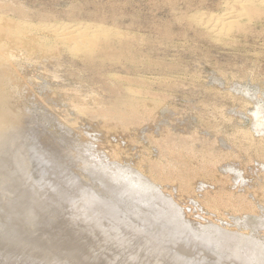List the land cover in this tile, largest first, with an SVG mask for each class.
Instances as JSON below:
<instances>
[{
    "label": "rangeland",
    "instance_id": "374dc122",
    "mask_svg": "<svg viewBox=\"0 0 264 264\" xmlns=\"http://www.w3.org/2000/svg\"><path fill=\"white\" fill-rule=\"evenodd\" d=\"M229 1L0 0V16L25 22L32 26L31 36L57 44L55 52H44L48 55L16 50L11 59L15 65L6 64L11 80H5L7 99L0 102L8 117L0 126V264H80L48 248L46 234L65 230L59 224L67 201L83 188L103 196L98 204L101 214L106 210L104 227L124 238L120 248L114 242L102 247L100 230H77V240L85 239L74 241L75 248L101 247L96 264H144L147 256L163 249L165 264H236L216 246V233L211 239L202 232L217 227L247 234L249 229L241 225L245 220L263 222L256 234L264 243V132L256 131L251 121L256 104L264 113V14L246 32L219 38L193 19L221 15ZM87 25L93 32L102 27L116 33L100 42L90 58L62 47L50 37L51 30H43L57 26L72 33L67 41H82L79 50L89 39L92 45L98 42L89 38ZM128 100L146 104L139 109L133 102L138 114L131 113L123 104ZM116 106L122 109L116 111ZM26 140L43 159L47 156V190L38 202L22 193L29 184ZM97 164L138 175L156 194L139 195L115 181L103 184L96 176ZM168 199L186 224L167 218L172 208L166 206ZM34 217L37 228L28 221ZM135 253L142 259L133 260Z\"/></svg>",
    "mask_w": 264,
    "mask_h": 264
},
{
    "label": "bare ground",
    "instance_id": "6f19581e",
    "mask_svg": "<svg viewBox=\"0 0 264 264\" xmlns=\"http://www.w3.org/2000/svg\"><path fill=\"white\" fill-rule=\"evenodd\" d=\"M226 2V1H225ZM226 8L223 10V13L221 15H218V16H209L205 19H202L200 17H197L200 18V19H196V17H194L193 19H195V21L202 25V28H204V30L206 32H208L209 34L211 35H214L216 37H228L231 33H236V32H239V31H243L246 26L248 24H251L255 19H258V17L262 16V14H264V0H231L229 2H227L226 4ZM221 6V5H220ZM1 12V11H0ZM3 13V12H2ZM211 13V12H209ZM196 14V13H194ZM193 15V13H192ZM197 15V14H196ZM195 15V16H196ZM201 15V13H200ZM199 15V16H200ZM202 17V16H201ZM191 18V16H190ZM189 18V19H190ZM188 19V18H187ZM186 19V20H187ZM191 20V19H190ZM259 20V19H258ZM188 21V20H187ZM260 21V20H259ZM191 22V21H190ZM195 23V22H194ZM197 24V25H198ZM38 25V24H37ZM196 25V24H195ZM42 26V25H41ZM46 26V25H45ZM57 27V26H56ZM49 28V29H45L46 27H44L43 30H51V32L53 34H51V38L57 40L58 42H60L64 47L67 46V48L69 50H76L77 53L81 52L80 55H82V53H84L85 55H87L88 58L92 57L97 51V46L100 42H103V41H106L108 38L110 39V37H113V36H116V33L115 32H112L111 30L109 29H106V28H102V27H98V28H95L96 31L93 32L91 30V26L87 25V26H84V29L86 30L87 33H89V38H95L98 40L97 42V45H92V40L89 39V42H86L84 43V47L82 49H79L78 50V46L81 45L83 42L82 41H79V40H73V39H70L71 41H67L68 40V36H70L69 34H72V33H69V34H65L63 32H61L58 28ZM88 27V28H87ZM197 27V26H196ZM250 27V26H249ZM255 27V26H253ZM41 28V27H40ZM251 28V27H250ZM112 29V28H111ZM114 29V28H113ZM262 30V28H260ZM40 30V29H39ZM245 30H249V29H245ZM244 30V31H245ZM260 30V32H261ZM42 31V29H41ZM40 31V32H41ZM116 31V30H115ZM251 31H255L253 29H251ZM32 32V26L25 23V22H22V21H8L5 17H2L0 16V102H2L4 99H7L6 96V87H9L8 85H5V82H7L9 80V78L7 79L6 78V72L9 71V68L8 70L6 69V64L8 61H11V59L14 57L15 55V51L16 50H22V51H25V52H35V53H40L42 55V53L44 52H48V51H51L52 53L55 52V48H54V45H57V44H53L49 39L47 38H36V36H31V33ZM34 32V31H33ZM37 32V31H36ZM246 32V31H245ZM258 32V31H256ZM260 32H258L260 34ZM264 32V31H263ZM39 33V32H38ZM251 33V32H250ZM34 34V33H33ZM41 34V33H40ZM82 34V33H81ZM99 34H103V37L102 36H99ZM263 34V33H261ZM74 35V34H73ZM76 35V34H75ZM232 35V34H231ZM235 35V34H234ZM243 35V34H242ZM246 37L249 35V33L245 34ZM243 35V37L245 36ZM253 35V34H252ZM251 35V37H252ZM256 39H257V34L255 33ZM49 36V35H47ZM262 36V35H261ZM49 37V38H50ZM108 37V38H106ZM209 37V36H208ZM213 37V36H211ZM120 38V37H118ZM206 38V37H205ZM217 38V39H218ZM208 39V38H207ZM210 39V38H209ZM251 39V38H250ZM261 39V38H260ZM211 40V39H210ZM213 40V39H212ZM253 40V39H252ZM66 41V42H64ZM209 41V40H208ZM256 41H259V40H256ZM261 41V40H260ZM57 42V43H58ZM89 43H91L89 45ZM231 43V42H230ZM109 44V43H108ZM74 46H77L76 49H73ZM56 47V46H55ZM65 48V47H64ZM66 48V49H67ZM67 49V50H68ZM58 49H56L57 51ZM98 50V49H97ZM129 50V49H128ZM131 50V49H130ZM59 51V50H58ZM74 51V52H76ZM79 51V52H78ZM96 51V52H95ZM18 52V51H17ZM21 52V51H20ZM50 52V53H51ZM70 52V51H69ZM73 52V54H74ZM51 53V54H52ZM18 54V53H17ZM44 54H47V53H44ZM49 54V55H51ZM58 54V52H57ZM76 54V53H75ZM48 55V54H47ZM46 55V56H47ZM99 55V54H98ZM104 55V54H103ZM122 55V54H121ZM120 55V56H121ZM53 56V55H51ZM56 56V55H55ZM53 56V57H55ZM119 56V55H118ZM117 56V57H118ZM17 57V56H16ZM59 57V56H57ZM119 58V57H118ZM135 58V57H134ZM15 59V58H14ZM142 60V58H140ZM13 63V61H11ZM10 62V63H11ZM89 61H87L88 63ZM100 63H103V62H100ZM8 65V64H7ZM13 65H15L13 63ZM12 67V65H11ZM10 67V68H11ZM143 67V66H142ZM132 68V67H131ZM148 71V70H147ZM11 72V71H10ZM9 72V76L11 75ZM13 72V70H12ZM12 76H13V73H12ZM17 77V76H16ZM13 78V77H12ZM15 78V77H14ZM13 78V79H14ZM7 79V81H5ZM10 80H11V77H10ZM9 80V81H10ZM8 81V82H9ZM15 80L11 81L12 83L14 82ZM17 82V81H16ZM17 84V83H15ZM11 86H13L12 84H9ZM6 86V87H5ZM15 86V85H14ZM18 86V85H17ZM16 87V86H15ZM11 89V88H9ZM13 90V89H12ZM16 91V90H14ZM13 91V92H14ZM8 92V91H7ZM12 92V93H13ZM18 92V91H17ZM10 93V92H9ZM11 93V94H12ZM11 94H8L10 96H12ZM127 94V93H126ZM130 94V93H128ZM127 94V95H128ZM136 94V93H135ZM138 94V93H137ZM133 95V94H132ZM242 97V96H241ZM12 98V97H10ZM262 99V98H261ZM8 100H10L8 98ZM7 100V101H8ZM133 100V99H131ZM131 100H128V101H125L123 104H125L126 106L129 107V109L131 110L130 112L132 113L134 111V113H137L135 111H138L137 109L138 108H135L137 105L134 104V103H137L136 101L133 103ZM5 101V100H4ZM117 101V100H116ZM6 102V101H5ZM139 103V102H138ZM142 103V101H141ZM139 103V105L141 104ZM11 104V103H10ZM142 104H146V103H142ZM256 104V103H255ZM136 105V106H135ZM249 105V104H248ZM141 106L140 105V108L141 109ZM148 106V104H147ZM246 106V105H245ZM244 106V107H245ZM257 106V107H256ZM255 108L252 110V114H251V121H252V124H253V127L256 131L258 132H264V116L262 114V109L261 107H259L258 104H256ZM138 107V106H137ZM149 107V106H148ZM5 108V107H4ZM115 110H119L120 108L122 109V107H119V106H116L114 107ZM125 108V106H124ZM113 109V108H112ZM245 109H247L245 107ZM244 109V110H245ZM144 110V109H143ZM148 110V109H146ZM249 110V109H248ZM115 111V112H116ZM142 112V111H141ZM148 112V111H147ZM140 113V112H139ZM189 113V112H188ZM114 114V113H113ZM138 114V113H137ZM137 114L134 116V114L132 116L135 117L136 119V116ZM183 114V113H181ZM187 115V114H186ZM131 116V115H130ZM222 116V115H221ZM220 116V117H221ZM119 118H121V115L117 116ZM8 117L6 116L5 112H1L0 111V126L2 124L5 125V121ZM123 119V118H122ZM205 119V118H204ZM32 120V119H31ZM142 120V119H141ZM203 120V119H202ZM249 123V122H248ZM121 125V124H120ZM194 126V125H193ZM4 127V126H3ZM176 128V127H175ZM196 128V127H195ZM248 131V130H247ZM217 132V131H216ZM219 134V133H218ZM165 135V133H164ZM176 135V134H175ZM174 135V136H175ZM263 134H261L262 136ZM191 135H189V138H190ZM176 137V136H175ZM178 137V136H177ZM252 137V136H251ZM161 138V137H160ZM166 138V137H165ZM180 138V137H179ZM262 138V137H261ZM163 139V138H162ZM177 139V138H176ZM31 140V139H30ZM185 140V139H184ZM252 140V139H251ZM28 142V140H26ZM161 141V140H160ZM196 141V140H195ZM200 141V140H198ZM202 141V140H201ZM257 141V140H256ZM178 142V141H177ZM182 142V141H181ZM246 142V141H245ZM29 143V144H28ZM26 144H28L27 148V152H29L27 155H28V160L26 162V167L27 168V173H26V180H28L29 184L28 186L25 188V191H23L22 193L25 194V197L26 199H30L31 197L34 198L35 201H39L41 200L40 198H42V192H44V189H46V186L44 185L45 183V175L43 174V171L45 170L44 168V165H43V161L46 159L45 156L43 153V157L44 159L42 158L41 156V152H39V150H37L36 148H34L33 144L31 142H28ZM171 143V142H170ZM169 144V143H168ZM157 145V144H156ZM155 145V146H156ZM157 147V146H156ZM194 148V147H193ZM26 149V147H25ZM168 149V148H167ZM180 149V148H179ZM198 149V148H197ZM176 150V149H175ZM165 151V150H164ZM181 151V150H179ZM163 152V151H162ZM184 152V151H183ZM197 152V151H196ZM52 153V152H51ZM172 153V152H171ZM170 153V154H171ZM186 153V152H185ZM222 153V152H221ZM50 154V153H49ZM163 154V153H162ZM177 154V153H176ZM194 154V153H193ZM51 155V154H50ZM160 155V154H159ZM49 156V155H48ZM169 156H172V155H169ZM258 156V155H257ZM173 157V156H172ZM186 157V156H185ZM54 158V157H53ZM180 158V157H179ZM182 158V157H181ZM43 159V160H42ZM48 159V158H47ZM176 159V158H174ZM189 160V159H188ZM230 160V159H229ZM186 161V160H185ZM100 162V161H99ZM102 162V161H101ZM164 162V161H163ZM171 162V161H170ZM178 162V161H177ZM182 162V161H181ZM193 162V161H192ZM175 163V162H174ZM12 164V163H11ZM100 164V163H99ZM105 164V163H103ZM98 165V164H97ZM151 165V164H150ZM149 165V166H150ZM169 165V163H168ZM14 166H15V163H14ZM16 166L18 167V165L16 164ZM53 166V165H52ZM98 166H101V168H98V171L100 172V174H97L96 176L100 175V182H102L103 184H106V183H111L112 181H115L117 183H122V185H126L127 188L131 189L129 191H134L133 193L135 192H142V193H145L146 194V191L147 192H150V188H148V185L146 184L145 181H141L142 179H139V176L137 177L136 175L135 176H132L130 175L128 172L122 170V169H109L107 167H103L102 165H98ZM105 166V165H104ZM111 165H109L110 167ZM171 166V165H170ZM16 167V169H18ZM112 168V167H110ZM117 168V167H115ZM170 168V167H169ZM23 169V168H22ZM26 170V169H25ZM161 170V169H160ZM93 171H96L97 170H93ZM91 171V172H93ZM151 171V170H150ZM163 172V171H162ZM91 174V173H90ZM139 174V173H137ZM92 176V175H91ZM155 177V176H154ZM92 178H94L92 176ZM158 178V177H157ZM145 179V178H144ZM165 179V178H163ZM82 180V179H81ZM80 180V181H81ZM97 180V179H96ZM145 182V183H144ZM113 183V182H112ZM53 183H51L52 185ZM54 184H56L54 182ZM94 183H92L93 185ZM98 184V183H97ZM97 184L95 185L96 187ZM102 184V185H103ZM115 184V183H114ZM50 185V186H51ZM57 185V184H56ZM81 185V184H80ZM112 185V184H110ZM117 185V184H116ZM121 185V186H122ZM58 186V185H57ZM55 187V191L58 190V187ZM62 186V185H61ZM104 186V185H103ZM109 186V185H108ZM150 186V185H149ZM81 187V186H80ZM113 187V186H111ZM124 187V186H123ZM122 187V188H123ZM63 188V187H62ZM101 188V187H100ZM104 188V187H103ZM109 188V187H108ZM107 188V189H108ZM122 188L119 186L118 189H121ZM126 188V189H127ZM155 188V187H154ZM60 189V188H59ZM82 189V188H80ZM105 189V188H104ZM112 189V188H110ZM114 189V188H113ZM125 189V187H124ZM149 189V190H148ZM156 189V188H155ZM49 190H53V187ZM62 190V189H60ZM65 190V188H64ZM109 190V189H108ZM116 191V190H115ZM126 191V190H125ZM128 191V192H129ZM154 190H152V193H155L153 192ZM25 192V193H24ZM46 192H50V191H46ZM54 192V191H53ZM52 192V193H53ZM158 192V191H157ZM120 193H123V192H120ZM125 193V192H124ZM123 193V195H124ZM130 193V192H129ZM132 193V192H131ZM130 193V194H131ZM132 193V195H133ZM151 193V192H150ZM160 193V192H159ZM22 194V195H23ZM137 194V193H136ZM137 194V195H138ZM156 194V193H155ZM120 195V194H119ZM129 195V194H128ZM141 195V193L139 194ZM131 196V195H130ZM147 196H150V195H147ZM155 196V195H154ZM162 196V195H161ZM103 197V196H102ZM102 197H100L102 199ZM97 195V193L95 192V190L91 189V190H87V189H82V190H79L78 192L76 191L74 195H72L68 201H67V205L65 206V217H64V221L62 220L61 223L59 225H61L62 223L65 230L64 229H55L54 230H51L49 231L46 235L47 237L49 238V244H48V248L52 249L53 251H61L63 252V254L66 256V257H71L73 256L75 259H77L80 264H96L97 263V260H95L96 256L98 255V253L100 252H96V250H100L101 249V245H99L100 248H97L94 247L93 245V248H81L83 246H80L78 247V244H77V247L75 248L74 247V241L77 240V236H78V231L77 230H87L88 229H96L97 230H100V237L104 239V241H99L102 243V247H104V243L107 244V247H111L110 244H112L113 242L119 246V248L121 247L122 245V241H124V238H122L120 235H118V233L116 231H113L110 229H106V227H104V221H103V216L102 214L104 213V210L103 213L101 214L100 212L103 210L99 207V204L101 201H103L104 199H100ZM105 198V197H104ZM133 198H134V195H133ZM165 198V197H164ZM136 199V198H135ZM99 200H101L99 202ZM141 200V199H140ZM142 201V200H141ZM149 201V200H148ZM153 201H155L153 199ZM167 201V207L168 205L171 208V212H167L169 213L168 215V219L170 221H174V222H180L182 225L183 224H186L183 220H181V216L180 214L178 213V211L174 208V204L171 202V200H166ZM104 202V201H103ZM102 202V204H103ZM107 202V201H106ZM110 202V201H109ZM147 202V200H146ZM154 203V202H153ZM161 203V202H160ZM101 204V205H102ZM156 204V203H155ZM163 204V202H162ZM107 204H105V207H106ZM165 205V204H164ZM103 208H104V205H102ZM148 206V205H147ZM157 207V206H156ZM159 207V206H158ZM164 207V206H163ZM163 207H160V208H163ZM166 207V209H167ZM169 208V207H168ZM19 209V208H18ZM101 209V210H100ZM105 209V208H104ZM158 209V208H157ZM165 210V209H164ZM164 210H160V212L164 211ZM28 212L30 213H33V211H30V209H27ZM157 211V210H156ZM26 212V211H25ZM159 212V211H157ZM23 213V211H22ZM29 214V213H28ZM157 214V213H156ZM164 213H162L163 215ZM23 216V214H21ZM21 216V217H22ZM107 216V215H106ZM159 216V214H158ZM161 216V215H160ZM26 217V216H25ZM105 217V216H104ZM158 218V217H157ZM164 218V217H163ZM163 218H161L163 220ZM17 219H18V216H17ZM22 219V218H21ZM25 219V218H24ZM105 219V218H104ZM107 219V218H106ZM160 219V218H158ZM157 219V220H158ZM22 221V220H21ZM31 224L32 227L34 228H37V226L39 224H35L36 221V218H30L28 220ZM53 221V220H52ZM108 221V220H106ZM160 221V220H159ZM167 221V220H166ZM26 222V221H25ZM152 223V222H151ZM174 223V224H176ZM263 222H254V221H251V220H245L241 225H242V228H247L249 229V232L247 234H244V233H241L240 231H228V232H225V231H220L219 228L217 227H212V229H204L203 232H202V235H204V237L206 238H211L213 237L212 234L213 233H216V246L220 249L221 253H224L225 257L230 261V262H233V263H240V264H264V243L261 242V240L259 239V237L257 236L256 234V230L259 228V226H263L262 225ZM29 224V223H28ZM107 224V223H106ZM106 226V225H105ZM109 228L111 225H108ZM137 226V224H136ZM2 227V226H1ZM29 227V225H28ZM31 227V228H32ZM147 228V227H145ZM29 229V228H28ZM216 230L218 232H216ZM89 231V230H88ZM93 232L95 230H92ZM120 231V230H119ZM85 232V231H84ZM92 232V233H93ZM99 232V231H97ZM96 232L95 235H97L98 233ZM5 234V233H4ZM94 234V233H93ZM91 236L90 237H93L94 239V235L92 236V234H90ZM6 236V234H5ZM98 236V235H97ZM10 237V236H9ZM1 238V237H0ZM36 238V237H35ZM53 238H60L59 239V242H52L51 240ZM80 239H85V236L83 238H80ZM79 239V240H80ZM91 239V238H90ZM212 239V238H211ZM36 240V239H35ZM43 240V239H42ZM61 240V241H60ZM77 240V241H79ZM1 241V240H0ZM45 241V240H44ZM43 241V242H44ZM82 241V240H80ZM108 241V243H107ZM150 241H151V238H150ZM92 242V240H91ZM94 242V240H93ZM92 242V243H93ZM96 242V241H95ZM149 242V240H148ZM190 242V241H189ZM44 243H48V242H44ZM81 243V242H80ZM85 243V242H84ZM100 243V244H101ZM186 243V242H185ZM196 243V242H195ZM82 244V243H81ZM88 244V243H87ZM98 244V242H97ZM109 244V245H108ZM123 244H126L125 242ZM148 244V243H147ZM96 245V243H95ZM114 245V246H116ZM151 245V244H150ZM155 245V244H153ZM152 245V246H153ZM188 245V244H187ZM88 246V245H87ZM86 246V247H87ZM106 246V245H105ZM125 246V245H123ZM122 246V247H123ZM138 246V245H137ZM144 246V245H143ZM146 246V245H145ZM89 247V246H88ZM155 247V246H154ZM153 247V248H154ZM158 247V246H157ZM2 248V246H1ZM5 248V247H4ZM11 248V247H10ZM118 247H116L117 249ZM118 248V249H119ZM159 250H160V247H158ZM7 249V248H6ZM111 249V248H109ZM115 249V250H116ZM140 249V248H139ZM147 249V248H146ZM157 249V248H156ZM12 250V249H11ZM10 250V251H11ZM16 250V249H15ZM104 250V249H103ZM120 250V249H119ZM131 250V249H130ZM136 250V248L134 249ZM133 250V251H134ZM164 250V249H163ZM162 250V252H163ZM8 251V250H7ZM17 251V250H16ZM19 251V250H18ZM122 251V250H121ZM146 251V250H145ZM161 251V250H160ZM31 252V251H30ZM109 252V250H108ZM136 252V251H135ZM138 252V251H137ZM161 252V253H162ZM9 253V251H8ZM18 253V252H17ZM32 253V252H31ZM36 253V252H35ZM134 253V252H133ZM142 252H140L141 254ZM152 253V252H151ZM161 253H155L153 252L151 254V256H147L149 257L148 259H145L146 256L144 254V264H165L164 262V258L162 257V254ZM25 254V253H24ZM41 254V253H40ZM102 254L104 253H101L100 255V258H102ZM107 254V252H106ZM131 254V253H130ZM148 254V253H146ZM150 254V253H149ZM166 256V253H164ZM19 256V255H18ZM130 256V255H129ZM169 256V255H168ZM13 257V256H12ZM26 257V256H25ZM24 257V258H25ZM42 257V256H41ZM104 257V255H103ZM127 257V255H126ZM20 258V257H19ZM29 258V257H28ZM132 258L133 260H136L137 259H142V256L139 257V255L137 256V253L133 254L132 255ZM23 259V258H22ZM31 259V258H30ZM127 259V258H126ZM173 259V258H172ZM14 260V259H13ZM26 260V258H25ZM28 260V259H27ZM26 260V261H27ZM40 260V259H39ZM42 260V259H41ZM130 260V259H129ZM166 260V259H165ZM211 260V259H210ZM23 261V260H21ZM132 261V260H131ZM136 261H139V260H136ZM135 261V262H136ZM141 261V260H140ZM14 262V261H13ZM28 262V261H27ZM31 262H32V259H31ZM134 262V261H133ZM142 262V261H141ZM172 262V261H170ZM34 263V262H33ZM32 263V264H33ZM36 263V262H35ZM42 263V262H41ZM3 264H12V262H3ZM14 264H22L20 261H17V263H14ZM24 264H30L29 263H24ZM140 264V262H139ZM143 264V263H142ZM170 264V263H169Z\"/></svg>",
    "mask_w": 264,
    "mask_h": 264
}]
</instances>
